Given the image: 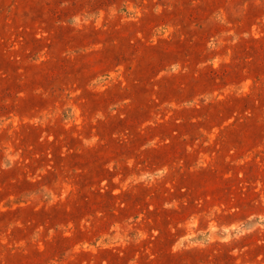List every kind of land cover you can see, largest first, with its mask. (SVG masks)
Listing matches in <instances>:
<instances>
[{"label":"rangeland","instance_id":"obj_1","mask_svg":"<svg viewBox=\"0 0 264 264\" xmlns=\"http://www.w3.org/2000/svg\"><path fill=\"white\" fill-rule=\"evenodd\" d=\"M0 264H264V0H0Z\"/></svg>","mask_w":264,"mask_h":264}]
</instances>
